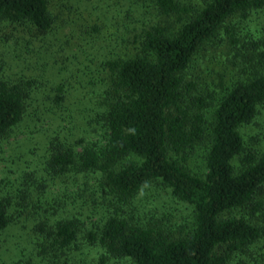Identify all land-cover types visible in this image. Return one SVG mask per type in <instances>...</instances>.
I'll use <instances>...</instances> for the list:
<instances>
[{
    "label": "trees",
    "instance_id": "obj_1",
    "mask_svg": "<svg viewBox=\"0 0 264 264\" xmlns=\"http://www.w3.org/2000/svg\"><path fill=\"white\" fill-rule=\"evenodd\" d=\"M148 1L155 20L139 26L134 53L102 60L109 77L99 87L90 83L88 108L102 141L71 140L79 126L59 124L65 85L2 67L0 149L10 147L7 160H43V175L24 173L13 196L0 195V232L12 213L22 215L30 206L25 218L33 217L41 264H77L70 253L80 238L101 248L100 262L264 264V150L247 148L241 133L264 104V63L245 71L208 118L207 97L192 95L185 80L200 47L235 14L259 9L264 0ZM48 5L0 0V24L44 37L55 23ZM44 117L53 129L43 154L33 145L21 149L46 127ZM198 144H206L202 176L186 165ZM152 183L190 206L188 230L176 235L166 222L144 221L148 210L134 200ZM55 184L57 192L49 193Z\"/></svg>",
    "mask_w": 264,
    "mask_h": 264
},
{
    "label": "rangeland",
    "instance_id": "obj_2",
    "mask_svg": "<svg viewBox=\"0 0 264 264\" xmlns=\"http://www.w3.org/2000/svg\"><path fill=\"white\" fill-rule=\"evenodd\" d=\"M48 1L55 23L44 37L36 35L32 29L29 33L33 37L23 27L0 24V72L3 67L8 74H22L26 78L32 76L65 85L66 102L62 109L63 120L57 119L59 124L64 128L79 126L71 140L102 141L101 131L93 123V115L88 108L89 99L94 97L90 83L99 87L100 82L109 77L102 68V60L134 53L139 26L144 21L155 20L152 3L148 4V0ZM190 1L200 4V0ZM263 53L264 4L259 9L235 14L214 38L200 47L185 80L193 85L192 95L207 97L208 105L203 110L206 118L229 88L245 79V71L249 73L264 63L261 61ZM41 122L46 127L34 131L32 140L22 142L21 149L26 150L27 146L33 145L30 148L36 154H43L46 136L51 134L53 127L46 117ZM241 133L247 148L264 150V104L254 120L242 127ZM2 148L0 195L9 192L13 196L15 189L25 180L24 173H33L34 178L43 175L41 167H38L43 160H7L10 147L3 145ZM205 155L206 144H198L189 152L186 165L193 174L202 176L206 172ZM56 189V184L50 185L48 191L51 193ZM134 203L148 210L144 221L166 222L176 235L191 226L190 206L174 199L169 189L158 183L146 186ZM29 209L32 210L30 206L24 207L22 215L12 213L11 223L0 232V264H41L34 244L33 217L25 218ZM95 218L98 219L99 214L96 213ZM77 244L78 247L70 253L77 264H134L126 258L100 262L102 250L99 246L89 245L82 238Z\"/></svg>",
    "mask_w": 264,
    "mask_h": 264
}]
</instances>
